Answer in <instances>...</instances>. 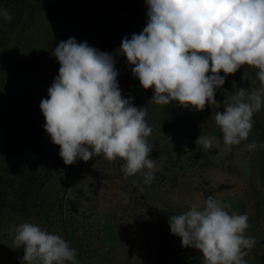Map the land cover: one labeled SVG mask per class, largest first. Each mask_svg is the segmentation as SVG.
Masks as SVG:
<instances>
[{"label": "clouds", "instance_id": "clouds-1", "mask_svg": "<svg viewBox=\"0 0 264 264\" xmlns=\"http://www.w3.org/2000/svg\"><path fill=\"white\" fill-rule=\"evenodd\" d=\"M146 26L129 39L125 36L115 54L101 52L74 37L60 41L52 52L59 62L58 75L40 102L44 130L59 146L65 165L103 157L123 160L125 178L143 172L144 183L157 169L150 157L147 138L153 129L147 108L136 107L119 88L114 55L126 57L132 75L151 101L197 112L223 105L214 114L225 148L247 141L254 115L264 107V0H145ZM0 17L12 14L0 8ZM258 69V85L246 89L232 82V95L218 102L216 92L228 75L243 66ZM224 75L221 76L220 73ZM210 73V74H209ZM215 137L200 135L196 145L212 150ZM185 152L190 150L184 145ZM248 151L264 142L245 145ZM133 184L137 182L132 181ZM125 203L128 194L121 193ZM247 214L231 213L222 202L208 196L203 206L193 204L179 215L169 216L171 233L182 247L202 253L204 264H247L245 257L255 244L246 236ZM13 249H22L20 264H78L77 251L60 235L38 224L14 226Z\"/></svg>", "mask_w": 264, "mask_h": 264}, {"label": "rangeland", "instance_id": "rangeland-1", "mask_svg": "<svg viewBox=\"0 0 264 264\" xmlns=\"http://www.w3.org/2000/svg\"><path fill=\"white\" fill-rule=\"evenodd\" d=\"M95 2L98 8L86 22L78 15L75 0L60 7L42 0L44 8L32 19L25 18L4 33L0 27V95L5 104L31 95H48L60 67L52 55L60 32L70 33L85 24L91 28L103 25L111 15H118L120 3L147 6L145 0ZM257 71L250 67L245 72L251 88L258 85ZM223 91L216 94L223 95ZM152 96L151 89L148 114L153 131L147 140L153 147L150 157L157 165L154 179L145 184L143 172L125 178V162L119 158L109 162L102 156L93 157L65 165L58 154L54 178L37 202L31 203L30 211L4 212L0 264H20L23 250L13 249L15 233L11 229L24 222L62 236L76 249L78 264H204L201 252L182 247L181 238L171 233L169 216L182 214L193 204L203 206L210 195L221 201L229 214L248 215L245 235L254 237L255 244L245 259L247 264H264V147L254 151L245 147L264 142V107L254 115L248 140L225 148L214 121L215 112H222L220 107L192 110L180 123L168 125L163 120V106L152 102ZM35 116L45 123L41 113ZM196 121L199 130L193 126ZM200 135L215 137L213 143L219 147L205 151L195 144ZM50 143L44 141L52 150ZM121 193L128 194V203Z\"/></svg>", "mask_w": 264, "mask_h": 264}, {"label": "trees", "instance_id": "trees-1", "mask_svg": "<svg viewBox=\"0 0 264 264\" xmlns=\"http://www.w3.org/2000/svg\"><path fill=\"white\" fill-rule=\"evenodd\" d=\"M42 0H0V8H7L12 14L11 22H6L0 17L1 32L11 29L26 19H32L35 13L44 7ZM77 8L83 21L86 22L92 13L97 10L95 0H75ZM68 0H51V6H59ZM118 15H111L110 19L98 27H88L86 24L77 27L70 33L58 34L60 41H67L74 37L78 43L87 42L89 46L101 52L115 54L120 48L122 39L127 36L131 38L133 33L139 34L147 20V6L136 4H117ZM137 23L136 25H133ZM139 27H141L139 32ZM115 68L119 75L117 77L119 88L124 98H132L136 107H146V120L152 127L153 123L148 114V97L151 89L144 90L137 78L132 75L131 67L126 57L114 55ZM250 67L245 65L234 75H228L221 89L217 91L232 92V82L237 87L251 89V82L246 77V70ZM210 74V73H209ZM224 75L223 72L220 73ZM225 93L216 94L215 99L222 102ZM47 96H29L27 99L11 103H4L0 95V228L4 212L27 213L30 211L32 202H37L38 197L43 194L45 186L54 178L52 171L56 166L54 157L59 154V146L51 142L49 135L44 130V123L35 116L41 113L40 102ZM224 110L223 105L220 106ZM192 109L179 107L173 101L163 106V120L168 125L178 124ZM43 116V115H42ZM198 121L193 123L196 130L200 129ZM153 128V127H152ZM48 139L53 148L45 147L44 141ZM57 168V166H56Z\"/></svg>", "mask_w": 264, "mask_h": 264}]
</instances>
